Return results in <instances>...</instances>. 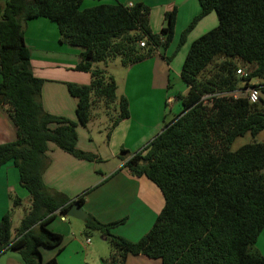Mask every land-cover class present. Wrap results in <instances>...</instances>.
<instances>
[{"label":"trees","instance_id":"trees-1","mask_svg":"<svg viewBox=\"0 0 264 264\" xmlns=\"http://www.w3.org/2000/svg\"><path fill=\"white\" fill-rule=\"evenodd\" d=\"M198 1L199 14L167 56L176 7L155 34L151 8L140 2L84 9L83 0H0V108L17 133L15 142L0 144V169L14 162L32 202L15 235L12 212L3 216L0 255L13 251L23 264H58L56 258L44 262L40 252L64 241L48 225L75 202L83 206L91 190L72 200L46 186L50 145L78 160L101 162L78 148V125L87 127L101 102L112 119L109 135L131 115L116 78L98 64L120 60L129 67L158 52L170 64L199 22L216 13L218 26L192 43L183 63L188 91L175 97L181 111L141 150L122 148L117 155L123 170L136 179L146 177L162 192L164 208L153 227L135 242L113 233L126 219L105 224L88 214L84 223L110 244L101 264H126L129 256L139 255L161 264H264L256 248L264 231V142L255 140L264 131V0ZM38 18L57 24L62 43L82 49L75 69L90 73L91 83L67 84L77 102L78 124L43 107L44 80L33 72L25 41L27 22ZM241 69L244 75L238 74ZM251 88L260 92L257 101L250 98ZM247 134L254 141L233 151L234 142ZM14 200L21 203L17 196Z\"/></svg>","mask_w":264,"mask_h":264},{"label":"crops","instance_id":"crops-1","mask_svg":"<svg viewBox=\"0 0 264 264\" xmlns=\"http://www.w3.org/2000/svg\"><path fill=\"white\" fill-rule=\"evenodd\" d=\"M138 2L151 8L150 27L155 34L162 31L166 13L172 8H177L175 37L166 51L167 56L174 53L182 32L201 10L198 0H83L82 8L99 3H122L131 6ZM217 26L216 13H211L201 20L170 64L158 52L148 60L125 67L123 94L130 103L131 115L116 127L107 144L108 151L112 152L114 157L122 148L130 152L139 151L155 138L167 120L166 109L173 112L177 106L173 116L181 111V105L175 97L188 91L181 78L182 66L188 51L196 39ZM60 38L57 24L49 19L38 18L27 22L25 41L30 49L33 72L36 77L44 80L42 86L44 109L50 114L65 117L78 124L77 102L70 95L67 84L89 85L92 77L90 73L75 69L82 49L62 43ZM107 68L108 65H105L104 69ZM112 75L117 78L116 75ZM170 101L173 103L170 104ZM88 128L89 126L78 125V148L99 156L98 146L94 143ZM251 139L254 141L252 137ZM16 140L14 125L7 112L0 108V144ZM255 140L264 142V131L260 132ZM48 156L50 165L43 176L46 186L72 200H76L86 190H91L82 207L87 214L105 224L126 219L124 224L113 229V233L118 236L135 242L140 240L151 230L164 208V196L160 189L146 177L140 179L132 177L127 170L122 169L123 163L120 161L113 170H110L102 161L78 160L54 145H50ZM12 194L23 200L30 196L20 185L18 168L13 161H9L0 169V221L9 210V198ZM57 215L62 216L57 219ZM57 215L48 228L62 234L64 241L57 248H40L44 262L56 258L58 264H101L102 259L107 258L105 255L107 240L104 237L99 245L88 243L87 240L82 241L71 235L72 231L75 233L81 230L80 220L73 218L77 222H72L68 221L67 218L71 217L67 215L60 212ZM256 248L264 255V231L258 239ZM0 264H23V260L19 253L7 251L0 255ZM126 264L161 262L139 255L129 256Z\"/></svg>","mask_w":264,"mask_h":264},{"label":"rangeland","instance_id":"rangeland-1","mask_svg":"<svg viewBox=\"0 0 264 264\" xmlns=\"http://www.w3.org/2000/svg\"><path fill=\"white\" fill-rule=\"evenodd\" d=\"M98 65L101 68H104V66L106 64L99 63ZM107 65H108L107 71L110 74L112 73V74L117 76L116 80H117L118 86L120 87L119 88V95L123 94L124 86H125L124 75H126V68L122 66L120 60L111 61ZM172 80H174V78ZM172 103H173V101H170V104H172ZM106 109H107V107L101 102L100 105H98L97 107H95L93 109L94 111L92 110L93 118H92L90 124L88 125L89 126L88 129L90 130V134H91L92 138L94 139V143L96 144V146H98V149L100 152L99 157L103 160L102 162H103L104 166H106V167L108 166L110 168V170H113L114 166L117 165V162L120 160L119 158H117V155H119L120 152L115 154L116 157H114L112 152L108 151V149H107V144H108L113 132L109 135V132L111 129V120L112 119H111V116L108 114ZM175 110H177V106L175 107ZM175 110L172 112V110L166 109L168 121H170L171 119L174 118L173 115L175 113ZM117 112H119V109L113 115H117ZM251 137L249 134L247 136L238 138L235 141V143L232 145V150L235 151V150L239 149L242 145H244V143H246V144L250 143L247 141H252ZM14 196H17V195H13V198H9V210H7V212L10 211L13 214L12 215V224H13L12 234L13 235H15L17 228H19V226L21 225L23 218L26 215H28L32 209V202H31L30 196L26 200H23L21 197L17 196L21 199V203L17 206L15 205ZM57 216L58 217H56V218L60 219V217L62 215H57ZM67 219H68V221L77 222V221H74L75 219H73V218H67ZM55 224H57V223H55ZM80 224L82 226L81 230L79 232H75V233H74V231H72L71 235L72 234L75 235L77 238H79L82 241L83 240L84 241H86V240L90 241V242H92L93 245L94 244L99 245L101 240H102V236L98 232H89L87 230V227H86L84 222L79 221V225ZM105 245L107 246V248L105 250V255H107V257H108L111 253V248H110V244L108 243V241L105 243ZM100 246H102V245H100Z\"/></svg>","mask_w":264,"mask_h":264},{"label":"water","instance_id":"water-1","mask_svg":"<svg viewBox=\"0 0 264 264\" xmlns=\"http://www.w3.org/2000/svg\"><path fill=\"white\" fill-rule=\"evenodd\" d=\"M68 217L78 219L85 222L88 219V214L85 212L84 208L75 202L66 214Z\"/></svg>","mask_w":264,"mask_h":264},{"label":"built area","instance_id":"built-area-1","mask_svg":"<svg viewBox=\"0 0 264 264\" xmlns=\"http://www.w3.org/2000/svg\"><path fill=\"white\" fill-rule=\"evenodd\" d=\"M140 45H141L142 47H144V46H145V43L142 42ZM238 74H239V75H244V72L242 71V69H241V70H238ZM249 92H250V98H251V100H252V101H257V100H258V97H259V95H260L259 90L256 89V88H251V89H249ZM63 220H64V219H63ZM88 243H90V241H88Z\"/></svg>","mask_w":264,"mask_h":264}]
</instances>
